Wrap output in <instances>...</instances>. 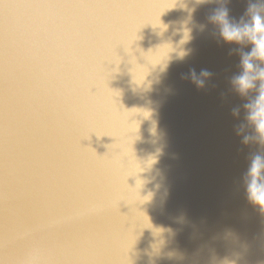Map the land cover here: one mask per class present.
Here are the masks:
<instances>
[{
    "label": "water",
    "instance_id": "1",
    "mask_svg": "<svg viewBox=\"0 0 264 264\" xmlns=\"http://www.w3.org/2000/svg\"><path fill=\"white\" fill-rule=\"evenodd\" d=\"M262 108L264 0H0V264H264Z\"/></svg>",
    "mask_w": 264,
    "mask_h": 264
},
{
    "label": "clouds",
    "instance_id": "2",
    "mask_svg": "<svg viewBox=\"0 0 264 264\" xmlns=\"http://www.w3.org/2000/svg\"><path fill=\"white\" fill-rule=\"evenodd\" d=\"M228 39H233L234 34L231 32L225 33ZM237 83L241 91L246 90L250 85L246 76H240L237 78ZM249 119L257 128V131L264 135V108L249 113ZM260 174L264 175V158L255 157L249 164L245 175L249 177L248 184L246 186L247 196L256 204L264 206V184L259 181L253 183L252 176Z\"/></svg>",
    "mask_w": 264,
    "mask_h": 264
},
{
    "label": "snow or ice",
    "instance_id": "3",
    "mask_svg": "<svg viewBox=\"0 0 264 264\" xmlns=\"http://www.w3.org/2000/svg\"><path fill=\"white\" fill-rule=\"evenodd\" d=\"M257 29H259V25H257Z\"/></svg>",
    "mask_w": 264,
    "mask_h": 264
}]
</instances>
